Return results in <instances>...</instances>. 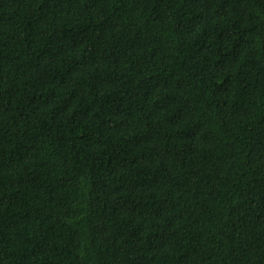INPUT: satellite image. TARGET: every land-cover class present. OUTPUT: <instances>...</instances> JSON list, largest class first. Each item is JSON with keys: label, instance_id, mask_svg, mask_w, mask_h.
Here are the masks:
<instances>
[{"label": "trees", "instance_id": "1", "mask_svg": "<svg viewBox=\"0 0 264 264\" xmlns=\"http://www.w3.org/2000/svg\"><path fill=\"white\" fill-rule=\"evenodd\" d=\"M0 264H264V0H0Z\"/></svg>", "mask_w": 264, "mask_h": 264}]
</instances>
